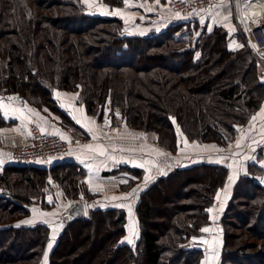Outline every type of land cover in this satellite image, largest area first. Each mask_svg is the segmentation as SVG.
<instances>
[{"label": "trees", "instance_id": "1", "mask_svg": "<svg viewBox=\"0 0 264 264\" xmlns=\"http://www.w3.org/2000/svg\"><path fill=\"white\" fill-rule=\"evenodd\" d=\"M189 22L126 35L120 18L88 13L82 0H0V96L16 95L72 123L52 93L75 91L89 115L154 132L157 143L171 152L178 148L177 128L190 141L223 146L264 101L261 63L244 45L230 49L222 26L186 39L181 32L188 31ZM12 123L0 112V126ZM263 153L258 150L246 163L221 213L219 264H264V167L258 163L264 162ZM227 172L224 164L197 163L158 177L135 205V247L121 243L122 209L90 208L84 219H65L47 264L75 259V264H200L204 250L196 248L194 238L209 223L207 209ZM50 175L74 202L80 193L93 196L73 161L55 160L49 167L6 164L0 172V264L40 263L49 226L15 222L29 214L37 196L44 203L42 186ZM173 183L179 195L159 208L172 195ZM156 216L159 223L152 220ZM76 244L86 250L69 260L68 249Z\"/></svg>", "mask_w": 264, "mask_h": 264}, {"label": "crops", "instance_id": "2", "mask_svg": "<svg viewBox=\"0 0 264 264\" xmlns=\"http://www.w3.org/2000/svg\"><path fill=\"white\" fill-rule=\"evenodd\" d=\"M165 1L129 0V5L126 6L123 0L122 5L111 6L101 0H94V6L90 13L120 18L123 23L122 31L126 35L148 34L153 31H161L176 19V12L169 9ZM223 1L226 2L227 0H216L212 7L214 9L218 8ZM115 10H119L118 13ZM206 13L209 14V12ZM184 19L186 18L181 17L178 20L182 21ZM229 48L236 49L234 45L229 46ZM69 94L66 91H56L52 93V96L58 107L68 116L72 123L63 122L62 118L56 114L54 116L49 112L50 115L44 114L37 107L26 103L16 95L5 94L0 96V105L8 106L7 114H5L3 108H0L1 115L6 120L13 121L8 126H0V154H2L0 155V160L10 159L4 150V144H18L26 141L25 139L29 136V125L34 121L43 130L56 133L60 137L62 135L64 139L79 136L86 138L87 142L84 144L69 146L66 154L59 160L73 161L82 168L83 175L80 181L83 182L88 192L93 194L89 200L84 198V193L79 194V197L84 198L87 210L90 208H117L122 209L126 213L124 223L125 233L122 237V241L126 244H128L126 238H129L128 205L132 207V220L137 225L139 236L135 205L142 191H138L136 196L129 197L127 200L113 201L111 197H123L126 193H131L133 189L139 188L144 190L158 177L166 175L176 167H186L197 163L224 164L228 168L226 180L217 191L219 193V200H217L216 193L214 203L208 207V209H212L211 213L208 212L210 223L204 226L209 227L211 231L208 233L202 232V235L194 239L204 245V254L200 264H203L209 258L210 252L213 253L211 264H219L221 247V231L219 228L221 224L219 219L221 213L231 195L235 181L241 173L245 172L246 163L254 160L257 150L264 146V117L257 115L264 108V101L256 112L255 116H257V119L253 121L251 118L248 122L249 132L239 129V138L236 137V140L240 142L239 147L234 146L233 150H227L226 147L216 142L190 141L182 134L178 137L177 150L171 152L157 143V135L154 132H143L138 129L129 128L125 124H110L106 126L105 121L108 118H98L96 115H89L84 106L77 103L76 94L74 96ZM33 113L38 115H33ZM77 120H80V123H77ZM246 136L247 138H244ZM185 140L187 141V145L183 142ZM85 145H91L94 148L99 146L103 149L104 154L100 155L98 152L87 151L84 148ZM217 149L220 151H217ZM218 160L220 161L219 163L216 162ZM261 162L263 161L260 159L258 163L261 165ZM141 164L144 167L136 166ZM145 169H149V171L146 172ZM135 171H138L140 174ZM146 175L154 177L147 185H145ZM229 176H234L233 181L230 182L228 180ZM122 181L127 182L123 183ZM53 194L57 202L62 203V201L66 200L65 208L74 202L64 197L58 188L53 190ZM44 201L48 203V201ZM57 202L51 200L48 204L52 205V207L54 205L57 207ZM116 204H124L125 207H116ZM36 209L49 215L41 216L38 213L30 212L25 219L18 220L16 224L31 225L42 222L49 225L47 220L50 219L55 222H52L53 224L58 223L59 210L50 209L42 211L39 208ZM26 221H31V223H25ZM60 229L56 230V237ZM131 238L134 242L137 240L135 236ZM50 240H52V237ZM205 240L209 243H203Z\"/></svg>", "mask_w": 264, "mask_h": 264}, {"label": "rangeland", "instance_id": "3", "mask_svg": "<svg viewBox=\"0 0 264 264\" xmlns=\"http://www.w3.org/2000/svg\"><path fill=\"white\" fill-rule=\"evenodd\" d=\"M84 4H86V9H87V12L90 13L92 11V7L94 6V0H82ZM165 4H166V1H165ZM213 7H209L208 9L204 10V11H199V13H196V14H192V15H189V18L187 17L186 19L184 20H189L190 22V27L188 28V31L187 30H183V32H181L184 37L186 39H191V40H194L198 35L197 33L201 34L204 30L206 31H209V29H212L213 27L215 26H222L224 27L225 29L228 30L229 32V36H230V39L228 41V47L229 46H232L234 45L235 48H240L239 46L240 45H244L246 46L247 48H249L251 54L257 59L260 61L261 63V67H260V75H261V78L262 80L264 81V59H261L259 58L258 56H256L255 52L253 51V49L251 48V45L250 43L248 42L247 40V37L245 35V32H244V28H243V24L241 22V19H240V15H239V9H238V5H237V2L236 0H227L226 2L223 1L220 3V5L218 6V8L216 9H212ZM206 12H209L206 13ZM204 13V14H203ZM179 14L176 12V15ZM181 17H185L181 14H179V16L176 17V19H174V22L175 21H178V19H180ZM227 17V19H225ZM123 26V25H122ZM183 28H186L187 29V26L183 27ZM123 32V31H122ZM252 49V50H251ZM56 91H66L68 93H70L69 95L71 96H74V94H76L77 96V92L75 91H68V90H61V89H54L53 90V93H55ZM21 100L22 98L19 97ZM27 103V102H26ZM78 103V101H77ZM30 104V103H29ZM32 105V104H31ZM264 105V103H263ZM42 108V107H41ZM41 108H38L39 110H41ZM44 114H47V115H50L49 113H52V115L54 116L55 113L53 112H50L48 110V108H43L41 110ZM49 113H48V112ZM257 113L253 114V116H255ZM57 115V114H56ZM106 115V114H105ZM118 115V113H117ZM103 117H106L107 118V115L106 116H103ZM102 117V118H103ZM251 117V118H252ZM99 118V117H98ZM108 121H110L109 119H107ZM117 120H119V118H117ZM119 123V122H118ZM32 124H38L36 121H34L33 123H31L30 125ZM110 124L113 125L110 121ZM30 125H29V128H30ZM118 125V124H116ZM39 126V124H38ZM248 123L246 124L245 128L244 126L242 127H237L236 128V131L234 133V136L233 138L229 139L225 145H223L224 147H226V149H231L233 150L234 146H237V140H236V137L239 138V129H243V130H246L247 132H249L248 130ZM41 128V126H39ZM180 133L179 132L178 134V137L180 136ZM29 137V136H28ZM28 137L25 139L27 140ZM79 137H82V136H79ZM264 137V136H263ZM70 138V137H68ZM244 138H247L244 137ZM242 142H244L242 140ZM247 142V140H246ZM23 143V142H21ZM245 143V142H244ZM20 144V143H18ZM6 145H17V144H4V146ZM72 146V145H70ZM258 150H260L261 152H264V146H262L261 148H259ZM257 150V152H258ZM66 154V153H65ZM58 159V158H56ZM61 159V158H60ZM262 161V160H261ZM8 163H13V161L11 159H5L3 160V164H0V172L3 170V167L8 164ZM44 165V164H43ZM52 165V162L44 165L45 167H49ZM228 173V172H227ZM227 176V175H226ZM226 180V179H225ZM54 181L56 183V186H52L51 182ZM225 182V181H224ZM174 184V183H173ZM223 186V185H222ZM173 187V190L171 191L172 195H170L169 197L166 198V200H161L159 202V204H157V206L159 208H163V207H168L170 206L169 204L175 202V197H177L179 195L178 193V187L175 186V184L172 186ZM60 190L62 192V189H61V186H60V183L59 181L54 178L53 176H49V178L47 179V182L45 185L42 186V199L48 201V203H50L49 201L52 200V201H56V198L54 197V194H53V190L54 189H57ZM44 193V194H43ZM63 193V192H62ZM178 195H177V194ZM176 194V195H175ZM41 195V196H42ZM85 195V194H84ZM64 196V194H63ZM65 197V196H64ZM35 198V197H34ZM85 198V197H84ZM92 197H89L87 198L88 200L91 199ZM41 199H39V197L37 196L35 199H33V202L29 204L28 208H29V214L30 212H33V209H36V208H39L40 210L42 211H47V210H50V209H57V211L59 210V214H58V223L56 224H53L52 222H54L53 220H47L48 222V226L50 228V236H49V240L46 244V247L44 249V252L42 254V257H41V260H40V263L39 264H47V257H48V254H49V248H48V245L49 243L52 241V244L55 243V240H50L51 237H53L54 235V232H53V229L55 228L56 230H58L59 228L62 229L63 227V223L65 221L64 217H63V214H64V211H65V207H66V200L62 201L61 202H57V207L53 206L52 205H49L47 202L43 201L44 203H41L40 201ZM59 204V205H58ZM65 208V209H64ZM64 209V210H63ZM35 213V212H33ZM160 215V214H159ZM157 215V216H159ZM153 217L152 220L155 221L156 223H159L161 217ZM25 217L27 216H22L21 218L25 219ZM20 218V217H19ZM19 218L16 220V222H18ZM24 221V220H23ZM37 221V220H36ZM15 222V223H16ZM21 222V221H20ZM38 222V221H37ZM55 223V222H54ZM209 223H210V219H209ZM208 223V224H209ZM62 225V227H61ZM60 229V231H61ZM52 230V231H51ZM56 232V231H55ZM203 234V233H202ZM201 234V235H202ZM56 237V236H55ZM56 239V238H55ZM197 242L194 240V243ZM85 248V249H84ZM84 250H86V246L84 247V244H76V245H73L72 247H70V249H68V252H67V257L70 259H72V257H75L77 254H79L80 252H84ZM47 254V255H46ZM77 261L76 259L73 261V264H75Z\"/></svg>", "mask_w": 264, "mask_h": 264}, {"label": "built area", "instance_id": "4", "mask_svg": "<svg viewBox=\"0 0 264 264\" xmlns=\"http://www.w3.org/2000/svg\"><path fill=\"white\" fill-rule=\"evenodd\" d=\"M215 2L216 0H167L166 5L181 15H190L208 9ZM236 2L247 40L256 56L264 59V0H236ZM86 142L87 139L84 137L61 139L53 132L44 130L42 133L38 125L32 124L26 141L17 145H6L4 150L13 163L23 166L46 165L63 157L70 145ZM51 184L56 186L54 181ZM193 244L199 245L198 242Z\"/></svg>", "mask_w": 264, "mask_h": 264}, {"label": "snow or ice", "instance_id": "5", "mask_svg": "<svg viewBox=\"0 0 264 264\" xmlns=\"http://www.w3.org/2000/svg\"><path fill=\"white\" fill-rule=\"evenodd\" d=\"M124 3H125L126 6H128V5H129V0H124ZM115 11L118 13L119 10H115ZM177 16H179V14H177ZM225 19H227V17H226ZM126 22H127V21H126ZM209 31H211V29H209ZM197 35H200V34L197 33ZM239 47H242V45H240ZM233 50H234V49H233ZM57 95L59 96V94H57ZM9 99H12V98H9ZM7 107H8L7 105H0V108H3V109L5 110V114H7ZM29 111H31V110H29ZM33 115H38V114L33 113ZM257 115H258V116H261V117H264V108H262V109H261V112L258 113ZM256 119H257V116H253V117H252V120H253V121H255ZM77 123H80V120H77ZM93 123H95V122L93 121ZM105 124H106V126L110 125V121L106 120V121H105ZM85 126H86V125H85ZM43 131H44L43 128H41V132H42V133H43ZM57 131H58V130H57ZM89 131H91V129H89ZM177 132L179 133V128H177ZM180 135H182V133H181ZM93 138H95V137H93ZM61 139H64V137H63L62 135H61ZM183 142L185 143V145H187V141H186V140L183 141ZM239 146H240V142L237 141V147H239ZM210 147H215V146H210ZM84 148H85L87 151L98 152V154H100V155H103V154H104L103 149L100 148L99 146H97V147L94 148V147L91 146V145H85ZM217 151H220V150L217 149ZM0 155H2V154H0ZM221 159H223V158H221ZM49 162H50V161H49ZM216 162L219 163L220 161L218 160V161H216ZM2 163H3V160H0V164H2ZM136 166L144 167L143 164H141V165H136ZM261 167H264V162H261ZM145 171L148 172L149 169H145ZM152 179H154V177H152L151 175H146V176H145V185H147V183H148L150 180H152ZM233 179H234V176H229V177H228V180H229L230 182L233 181ZM122 182H123V183H126L127 181H122ZM138 191H143V189H139V188H138V189H133V191H132L131 193H126L123 197H116V196H113V197H111V199H112L113 201H115V200H127L129 197H134V196H136V194H137ZM217 200H219V193H217ZM49 202H51V200H50ZM115 206H116V207H125L124 204H116ZM127 207H128V213H129V225H128L129 238H126V242H127L128 244H131L133 247H135V242H134V240H133L131 237L135 236V237L138 238V230H137V225H136V223L132 220V207H131V205H128ZM207 211H208L209 213H211V212H212V209L209 208V209H207ZM33 212L38 213V214L41 215V216L49 215V214H47V213L39 212L38 209H33ZM25 223H31V221H26ZM61 227H62V225H61ZM55 231H56V229L54 228V229H53L54 235H53V237H52V240H53V241L55 240ZM200 231H201V232H204V233H208V232L211 231V229H210L209 227H204V228H201ZM194 239H195V238H194ZM121 243H124V241H121ZM203 243H206V244H207V243H209V242L205 240V241H203ZM48 248H49V249L52 248V243H51V242L49 243ZM210 248H211V245H210ZM46 255H47V254H46ZM212 258H213V253L210 252L209 258L206 259V260L203 262V264H211V259H212Z\"/></svg>", "mask_w": 264, "mask_h": 264}, {"label": "water", "instance_id": "6", "mask_svg": "<svg viewBox=\"0 0 264 264\" xmlns=\"http://www.w3.org/2000/svg\"><path fill=\"white\" fill-rule=\"evenodd\" d=\"M258 183L262 184L263 181L261 179L257 180ZM64 219L68 221H72L74 219H84L87 217V209L85 205V201L83 197H80L78 200L70 204L64 211L63 214ZM220 231L221 227L219 226ZM197 249L204 250V245L199 244L196 246Z\"/></svg>", "mask_w": 264, "mask_h": 264}]
</instances>
